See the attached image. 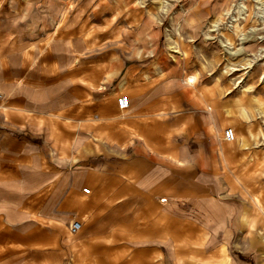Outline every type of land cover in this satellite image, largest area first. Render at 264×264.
I'll list each match as a JSON object with an SVG mask.
<instances>
[{
    "label": "rangeland",
    "instance_id": "obj_1",
    "mask_svg": "<svg viewBox=\"0 0 264 264\" xmlns=\"http://www.w3.org/2000/svg\"><path fill=\"white\" fill-rule=\"evenodd\" d=\"M260 5L0 0V51L8 48L9 57L0 62V129L8 131L5 138L0 131V148L7 136L9 147L8 159L0 161V264H264V217L249 221L253 197L264 204ZM77 62L80 70L87 64L82 74L92 66L112 74L119 65L120 79L100 90L114 92L116 101L120 93L129 95V72L136 66L162 88L185 90L167 98L183 99L186 114L195 111L192 124L201 142L185 146L186 157L199 159L200 167L186 169L178 196L166 203L161 198L168 192L154 197L160 206L155 214L146 208L152 197L132 192L127 177L110 176L101 193L85 178L102 169L99 159L129 156L132 147L120 154L103 145L99 154L94 145L100 137L90 121L82 127L73 119L72 128L60 122L59 113L85 99L75 88L80 70L70 72ZM185 71L199 73L195 85L184 83ZM46 118L53 120L50 129L40 127ZM229 127L233 141L224 139ZM82 147L88 155L77 159ZM74 220L83 223L81 238V230L71 229Z\"/></svg>",
    "mask_w": 264,
    "mask_h": 264
},
{
    "label": "crops",
    "instance_id": "obj_2",
    "mask_svg": "<svg viewBox=\"0 0 264 264\" xmlns=\"http://www.w3.org/2000/svg\"><path fill=\"white\" fill-rule=\"evenodd\" d=\"M1 16H3L2 13ZM19 23L21 26L23 22ZM0 26L2 28L1 31H3V23ZM49 46L47 45L46 49ZM0 48H3V45ZM44 56L41 54L36 62H40V59ZM8 58V48L4 47L0 51V62L7 64L9 62ZM21 58L23 63L25 58L23 56ZM52 62L55 63L56 61L53 60ZM77 64L78 67L71 70V73L74 70L75 72L80 70V62H77ZM83 66L86 67L87 64ZM83 66L79 72L81 75H79V81L75 88L81 91V95L85 99L77 103L75 108L64 109L63 112L59 113V116L62 117L61 119L64 120L60 122H64L67 128H72L74 120L82 127L86 126L84 125L85 122L90 121L91 126L97 127V130L100 128V130H96L94 133L95 138L100 137L94 145L97 147L99 154L104 153L101 147L103 145H106L104 149L106 148L107 150L114 147V150L120 154L132 147V152L129 156L125 157L123 154L122 157L118 158L99 159L103 164L102 169L94 172L95 176L93 178L89 179L90 177L87 175L85 178L93 185L95 191H98L97 193H101L109 185L107 180L110 176L115 181H120L122 178L127 177L132 192L146 193L145 195L152 197V200H146L148 203L146 208H150L148 213L153 215L157 212L156 209L160 207L154 197L168 192L169 196L161 198V201L166 203L170 197L178 196L180 184H185L186 169L192 170L193 168L200 167L199 159H196L195 163V158L186 157L185 146L192 142H201V136L195 135L194 125L192 124L195 119V111L191 110L186 114L183 99L179 101L177 98H167L168 95L174 97L177 95L184 96V89L162 88L158 86L159 82L156 83L149 80V72L144 71L143 67H134L135 65L129 66L130 68H135L134 71L129 72L131 85L128 92L131 105L129 109L122 110L115 100L114 92L103 94V91H100L102 87H106V81L110 79L114 80L117 77L120 79L122 70H120L119 65L114 68L112 74H107L105 70L98 69L96 66L90 68L92 70L91 73L82 74L84 72ZM189 72L196 73L197 71ZM186 73L188 71H185L183 75L184 83L188 86L195 85L199 79V73H196L197 77L192 83L186 81ZM48 78L51 80L55 79L51 76ZM74 111L77 114L75 116H73ZM50 115H54L51 113V110L48 112V116ZM51 121L53 120L42 119L39 123L40 127L50 129L52 127ZM6 127L8 126L6 125ZM0 131L1 135L5 138V134L8 131L6 129H0ZM67 134L69 137L66 139V142L71 144L70 136H72V131L69 130ZM2 145L0 148L1 162L8 159V156L5 154L9 151L8 136ZM162 145L167 146L164 147ZM83 151L87 152L82 147L80 155H76L77 159L85 157L86 154L88 155V153L85 154ZM112 161L113 167H110ZM105 168L111 170V172H105ZM237 180L240 182L239 178ZM112 191L117 193L120 189L117 190L116 188ZM79 203L85 209L88 207L83 199L79 200ZM101 204L107 207L109 201ZM252 209V214H254H251L254 216L253 220H249L248 218L251 215H246L247 209L243 212V214L245 213L243 219L246 220L247 218L250 224L257 221L259 217H264V204L260 197H253ZM80 222L82 223L81 220ZM229 225H231L230 222ZM79 230L82 232L78 238H81L84 234L83 223Z\"/></svg>",
    "mask_w": 264,
    "mask_h": 264
},
{
    "label": "built area",
    "instance_id": "obj_3",
    "mask_svg": "<svg viewBox=\"0 0 264 264\" xmlns=\"http://www.w3.org/2000/svg\"><path fill=\"white\" fill-rule=\"evenodd\" d=\"M117 104L120 109L122 110H127L129 109L131 105L130 97L128 94L125 93H120L118 98H117ZM224 139L227 141H233L235 139V131L232 127L227 128L224 131ZM84 191L87 193H90L91 189L90 188H84ZM82 227V223L78 220H74L71 223V229L73 231H78Z\"/></svg>",
    "mask_w": 264,
    "mask_h": 264
},
{
    "label": "bare ground",
    "instance_id": "obj_4",
    "mask_svg": "<svg viewBox=\"0 0 264 264\" xmlns=\"http://www.w3.org/2000/svg\"><path fill=\"white\" fill-rule=\"evenodd\" d=\"M259 2H260V4L262 5V8L264 7V0H258ZM260 5V6H261ZM240 6V5H239ZM234 17V16H233ZM235 19V18H234ZM235 21V20H234ZM215 23V22H214ZM216 24V23H215ZM213 26H215V25H213ZM227 38V37H226ZM227 40V39H226ZM228 42V44L230 45L229 47H231L232 46V43L231 42H229V41H227ZM227 45V44H226ZM228 47V48H229ZM231 50V49H230ZM230 50L228 51V52H230ZM232 51V50H231ZM231 53V52H230ZM197 73V72H196ZM196 73H194V72H189L188 71V73H186V76H185V79H186V81L188 82V83H192L195 79H196V77H197V74Z\"/></svg>",
    "mask_w": 264,
    "mask_h": 264
}]
</instances>
